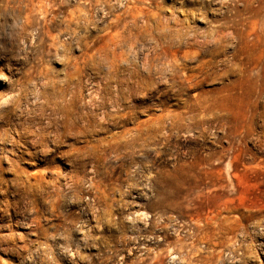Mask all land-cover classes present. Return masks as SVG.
Wrapping results in <instances>:
<instances>
[{
    "label": "rangeland",
    "instance_id": "374dc122",
    "mask_svg": "<svg viewBox=\"0 0 264 264\" xmlns=\"http://www.w3.org/2000/svg\"><path fill=\"white\" fill-rule=\"evenodd\" d=\"M0 181V264H264V0H0Z\"/></svg>",
    "mask_w": 264,
    "mask_h": 264
},
{
    "label": "bare ground",
    "instance_id": "6f19581e",
    "mask_svg": "<svg viewBox=\"0 0 264 264\" xmlns=\"http://www.w3.org/2000/svg\"><path fill=\"white\" fill-rule=\"evenodd\" d=\"M141 1V0H140ZM122 2V1H121ZM252 4V3H251ZM135 5V4H134ZM121 6V5H120ZM150 6V5H149ZM144 7H147V6H144ZM157 7V6H156ZM138 8V7H137ZM86 9V8H85ZM91 14V13H90ZM134 18V17H133ZM130 21V20H129ZM146 21V20H145ZM30 23V22H29ZM125 24V23H124ZM130 24V23H129ZM137 24V23H136ZM121 29V28H120ZM119 29V30H120ZM115 31V30H114ZM127 31H129V30H127ZM126 31V32H127ZM150 32H151V30H150ZM148 33V32H147ZM156 36V35H155ZM139 37V36H138ZM115 38H116V36H115ZM233 38V37H232ZM150 39V38H149ZM166 39V38H165ZM107 40V39H106ZM173 40V39H172ZM150 41V40H149ZM159 42V41H158ZM120 43V42H119ZM118 43V44H119ZM132 43V42H131ZM136 43H137V41H136ZM165 43V42H164ZM199 43V42H198ZM204 43V42H203ZM134 44V43H133ZM183 45V44H182ZM181 45V46H182ZM111 46V45H110ZM168 46V45H167ZM208 49V48H207ZM112 50V49H111ZM209 50V49H208ZM147 51V50H146ZM176 51V50H175ZM211 51V50H210ZM200 52V51H199ZM135 54V53H134ZM167 54V53H166ZM116 55V54H115ZM171 55V54H170ZM105 56V55H104ZM113 56V55H112ZM120 57V56H119ZM148 57V56H147ZM162 60V59H161ZM100 60H98V62H99ZM97 62V63H98ZM242 63V62H241ZM115 64V63H114ZM170 65V64H169ZM200 67V66H199ZM236 67H237V65H236ZM251 67V66H250ZM168 68H169V66H168ZM212 69V68H211ZM206 70V69H205ZM208 70V69H207ZM210 70V69H209ZM126 71V70H125ZM134 71V70H133ZM104 73V72H103ZM122 75V74H121ZM114 76V75H113ZM109 80V79H108ZM69 81V80H68ZM41 82V81H40ZM67 82V81H66ZM71 82V81H70ZM69 82V83H70ZM123 82V81H122ZM196 82V81H195ZM43 84V83H42ZM66 84V83H65ZM123 84V83H122ZM133 84V83H132ZM195 84V83H194ZM114 85V84H113ZM140 85H141V83H140ZM198 85V84H197ZM74 86H76V85H73V87ZM80 86V85H79ZM143 86V85H142ZM34 87V86H33ZM44 87V86H43ZM123 87V86H122ZM154 87V86H153ZM239 86H237V88H238ZM114 88V87H113ZM121 88V87H120ZM240 88V87H239ZM57 89V88H56ZM55 89V90H56ZM71 89V88H70ZM92 89V88H91ZM241 89V88H240ZM39 90H40V88H39ZM58 90V89H57ZM49 91V90H48ZM60 91V90H59ZM47 92V91H46ZM74 92V91H73ZM133 92V91H132ZM96 94V93H95ZM130 94V93H129ZM64 95V94H63ZM39 96V95H38ZM52 96V95H51ZM54 96V95H53ZM65 96V95H64ZM67 96V95H66ZM48 97V96H47ZM9 98V97H8ZM55 98H57L56 96H55ZM72 98V97H71ZM46 99V98H45ZM88 99V98H87ZM34 100V99H33ZM37 100H38V98H37ZM58 100V99H57ZM41 101V100H40ZM45 101V100H44ZM54 101V100H53ZM66 101V100H65ZM33 102V101H32ZM50 102V101H49ZM60 102V101H59ZM75 102V101H74ZM73 102V103H74ZM109 102V101H108ZM72 103V102H71ZM26 104V103H25ZM45 104V103H44ZM60 104V103H59ZM38 105V104H37ZM69 105V104H68ZM33 106V105H32ZM39 106V105H38ZM61 106V105H60ZM36 107V106H35ZM59 107V106H58ZM114 107V106H113ZM28 108H30V107H28ZM50 108V107H49ZM56 108V107H55ZM4 109V108H3ZM64 109V108H63ZM28 110V109H27ZM33 110H34V108H33ZM57 110V109H56ZM60 110V109H59ZM72 110V109H71ZM82 110V109H81ZM61 113V112H60ZM65 114V113H64ZM77 114V113H76ZM3 115V114H2ZM66 115H67V113H66ZM123 116H125V115H123ZM26 117V116H25ZM33 117V116H32ZM27 118V117H26ZM51 119V118H50ZM72 119V118H71ZM76 119V118H75ZM82 120H84V119H82ZM69 121V120H68ZM76 121V120H75ZM77 122H79L78 120H77ZM81 122V121H80ZM19 124V123H18ZM40 124V123H39ZM71 124V123H70ZM44 125V124H43ZM60 125V124H59ZM64 125V124H63ZM69 125V124H68ZM91 126V125H90ZM40 127H41V125H40ZM73 127V126H72ZM87 127V126H86ZM46 128V127H45ZM69 128V127H68ZM71 128V127H70ZM33 129V128H32ZM36 129V128H35ZM44 129V128H43ZM37 130V129H36ZM50 132V131H49ZM81 132V131H80ZM44 134V133H43ZM41 136V135H40ZM46 138V137H45ZM25 140V139H24ZM29 140V139H28ZM37 142H39V141H37ZM35 148V147H34ZM81 148V147H80ZM9 149V148H8ZM25 155H23V157H24ZM41 156V155H40ZM58 158V157H57ZM56 158V159H57ZM34 159V158H33ZM55 160V159H54ZM38 161V160H37ZM75 165V164H74ZM2 166V165H1ZM18 175V174H17ZM69 179V178H68ZM71 179V178H70ZM74 179V178H73ZM92 179V178H91ZM1 182V181H0ZM34 183V182H33ZM32 183V184H33ZM66 186H67V184H66ZM87 186V185H86ZM61 187V186H60ZM24 188V187H23ZM4 189V188H3ZM86 189V188H85ZM2 190V189H1ZM69 190V189H68ZM6 191V190H5ZM7 192V191H6ZM5 193V192H4ZM43 193H44V191H43ZM102 193V192H101ZM14 194V193H13ZM24 195V194H23ZM23 195L22 196H20V197H23ZM41 196V195H40ZM28 197V196H27ZM79 197V196H78ZM20 199V198H19ZM35 199V198H34ZM101 199V198H100ZM22 200V199H21ZM70 200V199H69ZM8 201V200H7ZM25 201H27V200H25ZM22 204V203H21ZM9 206H10V204H9ZM6 207V206H5ZM4 208V207H3ZM19 209V208H18ZM25 209V208H24ZM11 216V215H10ZM26 216V215H25ZM19 218V217H18ZM38 220V219H37ZM3 229V228H2ZM54 237V236H53ZM26 239V238H25ZM14 247V246H13ZM90 249V248H89ZM62 251V250H61ZM74 251V250H73ZM75 252V251H74ZM65 254V253H64ZM50 255V254H49ZM79 255V253L78 254H76V253H71V256H72V258L73 257H77ZM71 258V259H72Z\"/></svg>",
    "mask_w": 264,
    "mask_h": 264
},
{
    "label": "built area",
    "instance_id": "2783aa9c",
    "mask_svg": "<svg viewBox=\"0 0 264 264\" xmlns=\"http://www.w3.org/2000/svg\"><path fill=\"white\" fill-rule=\"evenodd\" d=\"M177 259V255H175L174 253L173 254H171L170 256H169V262H173L174 260H176Z\"/></svg>",
    "mask_w": 264,
    "mask_h": 264
}]
</instances>
